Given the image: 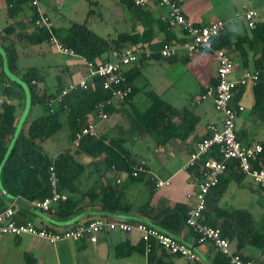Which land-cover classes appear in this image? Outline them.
<instances>
[{"label": "trees", "instance_id": "1", "mask_svg": "<svg viewBox=\"0 0 264 264\" xmlns=\"http://www.w3.org/2000/svg\"><path fill=\"white\" fill-rule=\"evenodd\" d=\"M5 2L9 16L24 8L30 12V28L16 31L13 24L3 27L5 38L2 45L6 51L9 69L19 73L17 67L20 57L18 44L28 46L48 43L51 34L46 28L33 26L39 12L31 4V0H5ZM119 2L127 7L135 6L133 0H119ZM166 25L171 28L168 23ZM53 30L61 41L73 48L83 60L95 63L111 59L115 49L121 50L133 44L145 46V44L139 43L141 39L136 34L129 32L119 33L115 38L103 37L90 28L88 19L82 23L72 22L65 34H62L56 25ZM249 30L251 31L249 35L238 36L234 42H232L231 34L225 30L214 38V45L219 48H226L231 54L230 51L232 50H229L228 47L233 44L234 51L238 52L243 65L247 67L251 61L249 52H252L254 68L263 71L264 22H260L255 28ZM167 41H164L158 48L151 47L153 48L151 56H142L138 62L125 70L126 83L131 86V93L120 102L125 104L131 101L136 94L144 89L145 86L141 88L135 82L137 78H140V68L144 60L172 58L163 57L160 53L161 47ZM5 73L3 58L0 55V213L8 207L6 198L22 196L29 200H40L50 195L49 169L52 164H54L59 176L60 190L68 194L66 200L60 201L56 205V212L60 216H69L75 213L84 199L89 202L97 200L106 211H129L134 206L126 196L129 185L145 181L151 194L157 186V181L154 182L153 178L146 176V164L127 144V140L131 137L129 134H136L140 139L150 137L157 146H163L174 137L186 138L199 123V119L190 108L186 106L177 108L164 100L160 93L148 88L144 93L149 98L150 104L144 109L132 104L128 112L131 123L129 130L124 131L119 128V132L113 135L107 128L106 122L114 111L117 102H114L111 90L104 87L103 78L95 76L92 87L84 88L76 85L63 94L62 91L68 83L59 77L55 89H49L39 70L32 67L22 77L28 85V98L33 105L42 106L43 112L30 121L27 130L22 128L16 134V104L13 102L25 95L22 86L7 81ZM41 83L42 86H40ZM253 94L254 113L264 122V71L253 85ZM108 100H111V103L107 108L109 113L107 120L100 122L96 134L84 135L80 139L79 145L75 146V133L88 123V118L95 113L97 105ZM233 104L237 105L234 101ZM65 112L70 129V144L55 156H50L44 148V142L62 128L61 114ZM237 135L241 140L238 130ZM262 144L264 147V142ZM85 158L89 159L86 160ZM252 164L254 167H264V150L253 160ZM90 165L95 167L94 170L98 173V178L93 185L83 189L79 177ZM139 165L145 169L140 170L137 175H133ZM187 170L191 173H197L199 167L194 166ZM111 174L116 175V177L124 174L126 181L121 180L118 183L116 180L115 185L106 181L97 190L96 184H101L99 181L102 180L100 177L103 176L106 179ZM247 176L239 167L238 160H229L227 169L220 176L219 182L209 190L206 196L207 201L203 210L202 221L219 229L222 236L228 238L237 251L242 252L247 258H252L242 250L247 246H254L264 253L263 226L258 225L250 210L246 208L230 209L220 204L221 198L228 190L230 183L232 181L242 183ZM261 189L264 191V187ZM187 210L188 204L186 202H177L172 205H168L165 201H158L156 204L149 202L138 207V211L144 220H125L145 222L177 237V234L186 225ZM91 220L93 219L86 222ZM190 229L195 235L193 229ZM195 237L197 242L201 244L198 237L196 235ZM141 244L142 250H144L143 243L141 242ZM212 246L216 250L213 263L230 264V258L216 246ZM156 249L154 248L148 253L149 264H154ZM115 250L118 255H124L130 252L131 248L127 244H119ZM162 251L166 257H170L164 259L163 256L160 264H172L171 256L184 258L185 264H200L199 257L191 261L166 250ZM256 260L264 263L263 259Z\"/></svg>", "mask_w": 264, "mask_h": 264}, {"label": "crops", "instance_id": "2", "mask_svg": "<svg viewBox=\"0 0 264 264\" xmlns=\"http://www.w3.org/2000/svg\"><path fill=\"white\" fill-rule=\"evenodd\" d=\"M86 1L90 6L89 12L96 13L99 16V19L89 21V26L103 37L115 38L119 33L129 32L136 34L141 39L139 43L153 48H158L167 40L176 42L185 40L180 27L169 28L166 25V21L164 20V16L168 12L166 7L154 3H149L144 7H127L123 6L119 0ZM179 2L185 16L201 24L216 18L230 20L236 12L245 10L246 8H259L264 11V0H179ZM44 3L50 7L53 5H50L49 0H41L42 9L52 17L50 8H45ZM4 7L7 9L6 2H1L0 0V19L3 17ZM19 12L9 16L7 10L8 22L6 25L13 24L16 31L30 28V12L26 14H19ZM6 25H0V42L5 38L3 27ZM227 30L231 34L232 42L238 36H246L251 33L242 21L232 23ZM233 48V44L228 47L229 50H232L230 52L234 57L235 63L239 64L232 74V77L235 78L240 76L244 68H254V65L252 64V52H249L251 61L247 67L243 65L238 52L234 51ZM42 51L40 49L38 52L42 53ZM216 66V57L212 51L204 52L203 50L201 52L189 53L186 49L181 48L177 55L171 59L150 58L144 60L140 68V78H137V80L142 79L144 82L143 86L152 88L158 93L161 92L162 97L171 92L174 86L179 85L180 90L185 91V93L189 92L188 90L194 91L190 96L191 98L216 80ZM70 68L77 69V79L72 76L67 79L62 78L65 83L78 80L88 73L85 64L79 59L75 63L66 64L65 69L70 71ZM161 85L162 89H160ZM253 85L254 83L250 81L244 86L238 87L235 91L234 103L244 106V110L237 116V128L243 142H260L262 144L264 142V122L255 115L253 110ZM143 90L145 91L146 89ZM137 95L125 104L117 102L114 111L108 119L109 125H106L111 134H117L120 130L119 128L124 131L129 130L131 123L128 112L131 109L130 106L134 104ZM190 98L183 105L182 97L179 95L171 97L172 100L165 99L177 108L183 106L190 108L199 119L195 130L186 138L174 137L165 145L157 146L150 137L140 139L136 134H129L131 137L127 140V144L134 153L138 154L134 149L136 143L144 144V147L148 150V153L145 150L141 154H138L140 160L146 164V176L153 178L154 182L169 180V184L155 186L152 194L145 181L129 185L126 196L134 204L131 210L106 211L97 200L89 202L84 199L80 204V208L75 213L69 216H60L56 210L54 212L43 210L35 205L34 200H29L22 196L6 198L7 206L11 205L14 208L16 219L19 221L31 220L38 226L64 230L76 224L86 222L89 219L122 218L127 220H144V217L138 211V207L149 202L156 204L158 201H165L168 205L177 202L189 204L190 201L187 195L194 190L195 180L192 173L184 168V165L190 153L194 151L197 142L207 134V125L209 123L220 124L221 122V114L215 110L212 100H205L192 106L189 103ZM21 99L19 100L20 103L17 102L18 106H16L17 117L15 127L18 128L19 125L20 130L22 128L27 130L30 121L37 117H29L35 105L29 99L27 101H21ZM175 101L180 102L181 105H177ZM145 104V106H148L150 102H146ZM64 115L66 116V112ZM85 159L88 160L89 158ZM91 167L92 165L88 166L79 177L83 189H87L93 185L98 178V173L95 170H92L93 172L89 174V178L86 175V172ZM92 176L97 177L92 180L93 183L89 184V179ZM100 178L102 180L99 181L101 184H96L97 190L106 181L112 185H115L117 178H120L123 182L126 181V175L124 174L118 177L111 174L106 179L103 176ZM230 185H232V182ZM239 192L240 190L238 189ZM229 195V192L226 191L221 198L220 204L222 206L226 207L234 200H231L228 197ZM254 217L257 219L255 215ZM262 226L264 228V224ZM177 237L195 247L200 264H214L213 256L216 250L212 244L207 242L198 243L188 226L185 225L180 233L177 234ZM119 244H127L131 248V251L124 255H118L115 248ZM242 251L254 259L264 260V253L257 247L247 246ZM155 254L156 259L154 260V264H160L163 256L164 259L170 257H166L160 248L155 250ZM171 258L173 259L172 264L186 263L184 258L176 256H171ZM0 264H149V257L142 250L140 233L138 231H105L99 235L96 243L87 240H62L57 243H51L45 238L30 234L20 236L0 234Z\"/></svg>", "mask_w": 264, "mask_h": 264}, {"label": "built area", "instance_id": "3", "mask_svg": "<svg viewBox=\"0 0 264 264\" xmlns=\"http://www.w3.org/2000/svg\"><path fill=\"white\" fill-rule=\"evenodd\" d=\"M135 6L144 7L154 3L168 9L164 20L171 28L180 27L185 40L182 42L167 41L161 47L160 53L163 57L177 55L181 48L189 53L199 50H211L216 57V82L208 84L204 90L190 98V104L195 106L202 101L212 100L215 110L221 114V122L209 123L207 135L200 139L194 151L187 159L184 168L199 167L197 173L193 172L195 188L188 193V210L186 226L192 228L198 241L207 242L216 246L221 252L230 258V264H264L253 258H247L242 252L236 250L231 241L223 237L220 230L203 222V210L206 207V196L209 190L214 187L220 176L226 171L228 161L236 159L239 167L245 172L252 182L260 188L264 187V167H254L252 162L263 152L264 147L260 142L246 143L237 135V116L244 110V106L233 104L235 91L239 86L248 82L256 83L262 71L257 68H244L239 77H232L236 67L234 57L226 48H219L214 45V38L227 30L232 23L244 22L249 29L255 28L260 22H264V11L259 8H246L236 12L230 20L211 19L207 23H196L187 18L183 12L179 0H133ZM39 12V16L33 22L37 28H46L50 32L48 44L56 51L68 55L79 56L75 50L61 41L54 33V22L49 14L41 7V0H31ZM153 49L144 45H129L123 49H115L111 59L98 61L84 60L87 68V75L70 81L62 91L63 94L76 85L84 88L93 86L95 76L104 79V87L111 90L114 102H120L129 96L131 86L126 83L125 70L132 64L139 61L142 56L149 57ZM111 100L100 102L95 113L90 115L88 123L75 133L74 144L79 145L80 139L86 135H94L100 122L107 120V111ZM145 168L142 165L133 172L137 175ZM120 178L117 179L119 183ZM49 184L51 194L43 199L34 200L39 208L54 212L58 202L66 200L68 194L59 188V176L54 164L49 169ZM169 184V180H158L157 186ZM119 230L123 232L138 231L140 240L143 243L145 253L151 252L154 248L166 250L171 254L186 257L193 261L197 259L198 253L195 248L188 245L176 236L167 233L165 230L141 221H127L122 218H97L88 222H82L64 230H55L48 227L36 225L33 221H19L15 217V210L10 205L0 213V234L23 235L30 234L45 238L51 243L62 240H87L96 243L99 235L105 231Z\"/></svg>", "mask_w": 264, "mask_h": 264}, {"label": "rangeland", "instance_id": "4", "mask_svg": "<svg viewBox=\"0 0 264 264\" xmlns=\"http://www.w3.org/2000/svg\"><path fill=\"white\" fill-rule=\"evenodd\" d=\"M1 2H5V0H1ZM49 2L51 3L50 5L53 6L50 7L45 5L44 3V7L50 8L52 20L54 24L56 23L57 27L59 28L62 34L66 33L67 28L74 21L82 23L86 19H88V21H95L96 19H99L98 14L89 12L90 6L88 5V2L86 0H49ZM4 9L5 10L3 11V17L0 19V25H6L8 22L7 9L5 7ZM27 12L28 9L24 8L22 11L19 12V14L20 13L26 14ZM2 42H0V53H1L0 55L3 58V68L4 71L6 72L5 73L6 79L10 83L14 82L22 86L23 93L25 96L23 97V99H21V101L22 100L27 101L29 96L28 85L22 77V75L25 74V72L29 68L35 67L36 69H38L39 73L43 76L44 78L43 81H45L48 88L55 89L59 77L63 79H67L72 76L73 78L77 79V69L70 68V71L66 70L65 69L66 64L75 63L77 62L78 59L82 63H84V60L77 56L68 55L56 51L48 43L28 45L27 47L18 44L20 57L18 59L17 67L19 73L12 72L9 69L8 58L6 55L5 48L2 45ZM40 49L43 50L42 53L38 52ZM201 51L203 50H199V52ZM208 51L211 50H204V52H208ZM235 64H236L235 67L238 68L239 64L238 63ZM136 83L141 88L144 87L143 86L144 82L142 79H138ZM40 86H42V83L40 84ZM144 89H148V88L144 87ZM160 89H162V85ZM188 91L189 92L185 93V91L180 90L179 85H176L171 89V92L167 93L166 96L162 98L164 100L171 99V97L179 95L182 97V101H183L182 105H183L184 103L188 102L190 96L194 93V91H190V90ZM143 92L145 91L141 90L134 100V104H136L141 109L142 108L144 109L146 107L145 106L146 102H150L147 95H145V93ZM19 100L20 99H17L13 103L15 104L16 102V106H18L17 102L20 103ZM175 103L177 105H181V103L178 101H175ZM0 104H1V96H0ZM41 111L43 112L42 106L35 105L29 117L31 118L36 117L42 113ZM61 121L63 123L62 128L44 142V148L50 156L56 155L58 152H60L70 144V129L64 113L61 114ZM106 123L108 124V121ZM19 131H20V126L18 125V128H16L15 132L18 133ZM134 149L138 154H141L145 150L146 153H148V150L144 147V144L142 145V143H136L134 145ZM94 168H95L94 166H92L90 169L88 168L89 170L86 172L88 178H89V174H91V172L94 171ZM96 177L97 176H92V178L89 179L90 180L89 184L93 183L92 180H94ZM238 189L240 190L239 193H238ZM227 191L230 194L228 197H230L231 200L234 199L228 206H226L227 208L246 207L248 210L253 212V214L257 217L256 221L258 225L264 224V191H262L260 187H257L252 182L250 177L247 176L244 179V181L240 184L236 181H232V185H229Z\"/></svg>", "mask_w": 264, "mask_h": 264}, {"label": "water", "instance_id": "5", "mask_svg": "<svg viewBox=\"0 0 264 264\" xmlns=\"http://www.w3.org/2000/svg\"><path fill=\"white\" fill-rule=\"evenodd\" d=\"M29 99V98H28ZM30 100V99H29ZM192 246V245H191ZM194 247V246H193Z\"/></svg>", "mask_w": 264, "mask_h": 264}]
</instances>
